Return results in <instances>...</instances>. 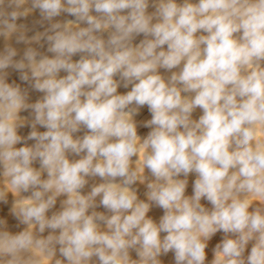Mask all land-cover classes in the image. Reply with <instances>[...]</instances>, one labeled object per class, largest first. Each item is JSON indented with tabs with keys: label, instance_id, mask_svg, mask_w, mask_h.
<instances>
[{
	"label": "clouds",
	"instance_id": "obj_1",
	"mask_svg": "<svg viewBox=\"0 0 264 264\" xmlns=\"http://www.w3.org/2000/svg\"><path fill=\"white\" fill-rule=\"evenodd\" d=\"M0 264H264V0H0Z\"/></svg>",
	"mask_w": 264,
	"mask_h": 264
},
{
	"label": "rangeland",
	"instance_id": "obj_2",
	"mask_svg": "<svg viewBox=\"0 0 264 264\" xmlns=\"http://www.w3.org/2000/svg\"><path fill=\"white\" fill-rule=\"evenodd\" d=\"M150 10H151V9H150ZM36 18H38V13L36 14ZM31 19H32V18L30 17V18H29V22L31 21ZM141 38H142V37H138V38H137V42H138V40L141 39ZM19 47H23V46L21 45V46H19ZM76 58H78V57H76ZM76 58H74V59H76ZM62 74H63V73H62ZM35 95H37V94H34V98H35ZM41 130H43V129H41ZM142 131L144 132V134H146V131H147V130H142ZM192 178L194 179V177H190V180H191ZM190 191H191V188H189V192H190ZM158 214H162V213H158ZM216 239L218 240V239H219V236H218ZM170 258H171V254H169V259H170Z\"/></svg>",
	"mask_w": 264,
	"mask_h": 264
},
{
	"label": "bare ground",
	"instance_id": "obj_3",
	"mask_svg": "<svg viewBox=\"0 0 264 264\" xmlns=\"http://www.w3.org/2000/svg\"><path fill=\"white\" fill-rule=\"evenodd\" d=\"M63 75V74H62ZM199 114H200V112H199V110H197V112L196 113H194V116L195 117H198L199 116ZM193 179V178H192ZM220 238V237H219Z\"/></svg>",
	"mask_w": 264,
	"mask_h": 264
}]
</instances>
